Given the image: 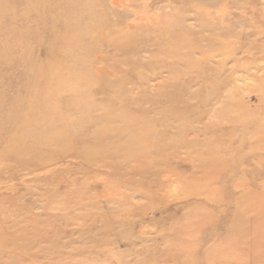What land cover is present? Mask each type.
Listing matches in <instances>:
<instances>
[{
    "label": "rangeland",
    "instance_id": "obj_1",
    "mask_svg": "<svg viewBox=\"0 0 264 264\" xmlns=\"http://www.w3.org/2000/svg\"><path fill=\"white\" fill-rule=\"evenodd\" d=\"M0 264H264V0H0Z\"/></svg>",
    "mask_w": 264,
    "mask_h": 264
}]
</instances>
